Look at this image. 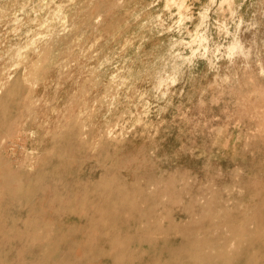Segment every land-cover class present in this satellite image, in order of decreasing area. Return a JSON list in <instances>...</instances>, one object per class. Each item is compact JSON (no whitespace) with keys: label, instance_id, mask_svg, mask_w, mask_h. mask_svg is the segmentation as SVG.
I'll return each mask as SVG.
<instances>
[{"label":"rangeland","instance_id":"374dc122","mask_svg":"<svg viewBox=\"0 0 264 264\" xmlns=\"http://www.w3.org/2000/svg\"><path fill=\"white\" fill-rule=\"evenodd\" d=\"M0 90V264H264V0H0Z\"/></svg>","mask_w":264,"mask_h":264},{"label":"bare ground","instance_id":"6f19581e","mask_svg":"<svg viewBox=\"0 0 264 264\" xmlns=\"http://www.w3.org/2000/svg\"><path fill=\"white\" fill-rule=\"evenodd\" d=\"M172 1H176V0H172ZM225 1H226V0H225ZM202 21H203V20H202ZM239 25H240V24H239ZM224 26H225V25H224ZM197 35H198V34H197ZM198 36H199V35H198ZM198 36H197V37H198ZM198 38H199V37H198ZM194 39H195V38H194ZM202 39H203V38H202ZM205 39H206V38H205ZM201 41H203V40H201ZM201 41H200V42H201ZM188 43H189V42H188ZM194 43H196V42H194ZM202 43H203V42H202ZM202 43H201V44H202ZM196 44H197V43H196ZM235 44L237 45V42H236ZM231 46H232V45H231ZM237 46H238V45H237ZM239 46H240V45H239ZM239 46H238V47H239ZM199 47H200V46H199ZM232 47H233L232 50L234 49V50L236 51L237 47L234 46V45H233ZM198 50H199V49H198ZM207 50H208V49L206 48V50H204V51H207ZM195 52H196V51H195ZM233 52H234V51H233ZM193 53H194V52H193ZM235 53H236V52H235ZM206 54H207V53H206ZM216 55H217V54H216ZM232 56H233V55H232ZM39 57H40V56H39ZM188 59H189V58H188ZM3 72H4V71H3ZM3 72H2V74L4 75L6 72H5V73H3ZM8 73H9V72H8ZM2 77H3V76H2ZM12 77H13V76H12ZM10 78H11V76H10ZM8 80H10V79H8ZM1 90H2V89H1ZM1 90H0V91H1ZM68 126H69V125H68ZM68 126H67V127H68ZM69 128H70V127H69ZM64 129H65V128H64ZM64 129H63V130H64ZM65 130H66V129H65ZM106 131H108V130H106ZM106 131L104 132V134H107ZM108 132H109V131H108ZM62 134H63V133H62ZM62 134H61V133H60V134L57 133L56 135L59 136V135H62ZM109 134L111 135L110 132H109ZM109 134H108V136H110ZM58 136H56V138H57ZM102 136H103V135H102ZM103 137L105 138V136H103ZM58 138H59V137H58ZM108 138H109V137H108ZM112 138H113V137H112ZM112 138H111V140H112ZM109 139H110V138H109ZM209 199H210V198H209ZM252 222H254V221H252ZM236 237H237V236H236ZM237 238H238V237H237ZM239 238H241V237H239ZM119 241H120V240H119ZM231 241H232V240H231ZM234 241H235V240H234ZM234 241H233V243H234ZM114 242H115V241H114ZM194 242H195V241H194ZM230 243H231V242H229V244H230ZM233 243H232V244H233ZM225 244H226V243H225ZM229 244H228V245H229ZM232 244H230V245L232 246ZM235 246H236V245H234L233 247H235ZM121 247H122V246H121ZM225 247H229V246L225 245ZM225 247L223 246V248H225ZM233 247H231V248H233ZM213 249H214V248H213ZM213 249H212V250H213ZM228 249L230 250V247H229ZM220 250H221V249H220ZM116 252H117V251H116ZM203 252H204V250H203ZM205 252H206V251H205ZM119 253L121 254V252H119ZM201 254H202V253H201ZM227 254H228V253H227ZM123 257H124V255H123ZM121 260H122V259H121ZM258 260H259V259H258ZM119 261H120V260H119ZM122 261H123V260H122ZM197 262H198V258H197ZM220 263H221V262H220ZM224 263H225V261H224ZM226 263H227V262H226ZM228 264H229V263H228Z\"/></svg>","mask_w":264,"mask_h":264}]
</instances>
